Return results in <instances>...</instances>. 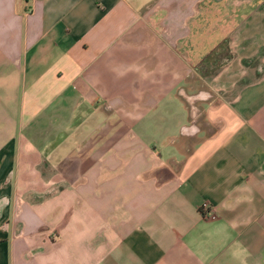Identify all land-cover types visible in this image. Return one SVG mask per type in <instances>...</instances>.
I'll return each mask as SVG.
<instances>
[{
  "label": "crops",
  "instance_id": "obj_1",
  "mask_svg": "<svg viewBox=\"0 0 264 264\" xmlns=\"http://www.w3.org/2000/svg\"><path fill=\"white\" fill-rule=\"evenodd\" d=\"M0 264H264V0H0Z\"/></svg>",
  "mask_w": 264,
  "mask_h": 264
},
{
  "label": "rangeland",
  "instance_id": "obj_2",
  "mask_svg": "<svg viewBox=\"0 0 264 264\" xmlns=\"http://www.w3.org/2000/svg\"><path fill=\"white\" fill-rule=\"evenodd\" d=\"M223 55H224V54H223ZM215 64H216V63H215ZM210 68L212 69V67H210ZM207 70H208V69H203V72H204V71H207ZM200 71H202V70H200ZM208 71H209V70H208Z\"/></svg>",
  "mask_w": 264,
  "mask_h": 264
}]
</instances>
